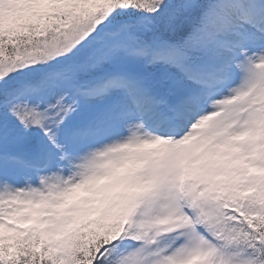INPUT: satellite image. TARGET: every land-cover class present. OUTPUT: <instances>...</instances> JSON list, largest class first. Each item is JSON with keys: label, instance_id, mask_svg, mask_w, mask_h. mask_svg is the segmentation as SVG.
Returning <instances> with one entry per match:
<instances>
[{"label": "snow or ice", "instance_id": "1", "mask_svg": "<svg viewBox=\"0 0 264 264\" xmlns=\"http://www.w3.org/2000/svg\"><path fill=\"white\" fill-rule=\"evenodd\" d=\"M0 264H264V0H0Z\"/></svg>", "mask_w": 264, "mask_h": 264}]
</instances>
